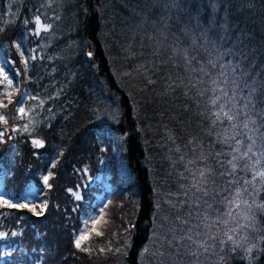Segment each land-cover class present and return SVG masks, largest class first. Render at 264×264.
<instances>
[{
  "label": "trees",
  "instance_id": "1",
  "mask_svg": "<svg viewBox=\"0 0 264 264\" xmlns=\"http://www.w3.org/2000/svg\"><path fill=\"white\" fill-rule=\"evenodd\" d=\"M37 3L0 0V264H264V0H77L45 49Z\"/></svg>",
  "mask_w": 264,
  "mask_h": 264
},
{
  "label": "rangeland",
  "instance_id": "2",
  "mask_svg": "<svg viewBox=\"0 0 264 264\" xmlns=\"http://www.w3.org/2000/svg\"><path fill=\"white\" fill-rule=\"evenodd\" d=\"M76 1L77 0H38L37 7L42 11V13L37 17V21H36L37 25H38L37 29H39V31H42V32H44V30H48V31H52V33H53V34L49 35V38L47 37L48 41H47L46 46L43 49H45L49 46V44L51 43L50 40H52L53 38H56V37L57 38L60 37L61 35H63L62 32L66 31L68 29V28H66V25L69 24L74 19L72 7H73L74 3H76ZM117 26L118 25L115 22H111L110 35H112L114 37L117 36V34L119 32L117 29ZM150 27H153V26L150 25ZM59 32H61V33L58 35H54V34L59 33ZM135 32L137 35L134 32L133 33L138 40H141L142 42H146L145 44L148 43L147 22L146 21H141L138 25H136V31ZM130 34L131 33L128 31L126 33V38H129ZM162 37H164V36L162 35ZM153 41H154V43H157V45L160 47V45H161L160 39L154 38ZM162 41L164 42L163 39H162ZM143 46H146V45H143ZM38 54H40V53H38ZM4 77H5L4 71L0 67V83H2L3 80H5ZM5 83H6V81L5 82L3 81V84H5ZM201 176H199V177H201ZM25 198L26 199H25L24 205H26V208L30 209L36 215H40V212L43 209V204L38 202L36 197L28 195ZM3 205L4 204L1 203V200H0V206H3ZM235 215H239V212ZM240 215H242V214L240 213ZM236 218H237V216H236ZM238 222L240 224V229H239V234L237 235V242L238 243L235 245L240 244L239 246H241L243 244L244 236L248 235V234L244 233V231L249 232V224L247 223V221H245L243 216H241L239 218ZM225 229L228 232L227 225H225ZM234 231H235V229H233V232ZM235 233H237V231H235ZM180 237L181 236H179V238ZM227 239H228V237H227Z\"/></svg>",
  "mask_w": 264,
  "mask_h": 264
},
{
  "label": "snow or ice",
  "instance_id": "3",
  "mask_svg": "<svg viewBox=\"0 0 264 264\" xmlns=\"http://www.w3.org/2000/svg\"><path fill=\"white\" fill-rule=\"evenodd\" d=\"M213 103H215V101H213ZM20 111L23 112L24 109L21 108ZM225 116H227V118L229 120H231L233 118L232 116H229L227 113H225ZM217 118H219V113H217ZM0 119H2V117H0ZM245 126H247V125H245ZM34 143L36 144V146H41L39 141H34ZM248 151L249 152L251 151V147H249ZM247 155H248V153L245 152V153L241 154L240 158L246 157ZM235 159H236V157L234 156L233 160H235ZM229 163L232 164V168H233V171H234L236 169V164L233 163L232 161H229ZM257 175H259L261 178H264V172H259V173H257ZM48 181H49V176H45L44 177V183L46 185L48 184ZM48 186L51 187V185H48ZM25 207H26V205H25ZM83 239H84V236H81L79 239L76 240V247H78V248L80 247L81 240H83ZM229 239H231V237H229Z\"/></svg>",
  "mask_w": 264,
  "mask_h": 264
}]
</instances>
